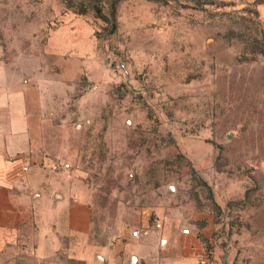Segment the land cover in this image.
Segmentation results:
<instances>
[{
	"label": "rangeland",
	"instance_id": "1",
	"mask_svg": "<svg viewBox=\"0 0 264 264\" xmlns=\"http://www.w3.org/2000/svg\"><path fill=\"white\" fill-rule=\"evenodd\" d=\"M13 60L38 62L41 138L91 228L46 255L31 230L0 264L141 240L152 264H264V0H0Z\"/></svg>",
	"mask_w": 264,
	"mask_h": 264
},
{
	"label": "crops",
	"instance_id": "2",
	"mask_svg": "<svg viewBox=\"0 0 264 264\" xmlns=\"http://www.w3.org/2000/svg\"><path fill=\"white\" fill-rule=\"evenodd\" d=\"M38 68L37 61L0 62V250L34 230L38 238L36 252L46 255L59 249L62 237L89 233L91 208L86 198L76 195L64 179L53 174L65 176L68 170L49 168L53 158L41 138L45 130H41L37 112L41 102L38 87L37 97H33ZM148 243L130 241L125 246L111 247L108 253L114 260L103 257V263L152 264L153 260L144 258ZM119 248L126 251L116 257ZM130 252L136 255L127 259ZM91 257L88 251L82 256L89 264Z\"/></svg>",
	"mask_w": 264,
	"mask_h": 264
},
{
	"label": "built area",
	"instance_id": "3",
	"mask_svg": "<svg viewBox=\"0 0 264 264\" xmlns=\"http://www.w3.org/2000/svg\"><path fill=\"white\" fill-rule=\"evenodd\" d=\"M70 167V164L67 162H63V161H57V160H52L51 163V169H53L54 171H65L68 170ZM28 167L25 166V169H27ZM158 226H161V224L159 223ZM133 235L135 237H139L140 236V231L138 229L133 231Z\"/></svg>",
	"mask_w": 264,
	"mask_h": 264
},
{
	"label": "water",
	"instance_id": "4",
	"mask_svg": "<svg viewBox=\"0 0 264 264\" xmlns=\"http://www.w3.org/2000/svg\"><path fill=\"white\" fill-rule=\"evenodd\" d=\"M133 259H135V258H133Z\"/></svg>",
	"mask_w": 264,
	"mask_h": 264
}]
</instances>
